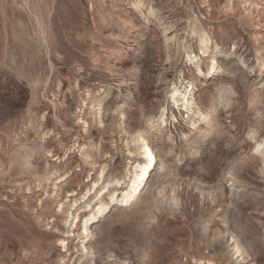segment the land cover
Returning <instances> with one entry per match:
<instances>
[{
  "label": "rangeland",
  "instance_id": "obj_1",
  "mask_svg": "<svg viewBox=\"0 0 264 264\" xmlns=\"http://www.w3.org/2000/svg\"><path fill=\"white\" fill-rule=\"evenodd\" d=\"M263 130L264 0H0V264H264Z\"/></svg>",
  "mask_w": 264,
  "mask_h": 264
},
{
  "label": "bare ground",
  "instance_id": "obj_2",
  "mask_svg": "<svg viewBox=\"0 0 264 264\" xmlns=\"http://www.w3.org/2000/svg\"><path fill=\"white\" fill-rule=\"evenodd\" d=\"M247 3V2H246ZM246 5V4H245ZM158 11V10H157ZM156 11V12H157ZM157 14V13H156ZM160 15V14H159ZM160 18V17H159ZM196 18V17H195ZM165 30V29H164ZM192 31L196 34L199 35L200 37V40L201 42L207 47L208 45V42L210 41V37L208 36V34L206 33V29L205 27L203 26L202 22L200 19H194L193 20V24H192ZM191 32V33H193ZM192 56V55H191ZM191 56L189 57V59L191 58ZM187 90V89H186ZM172 99L179 103L180 101L185 105L186 108H188L189 110H193V104L192 102L190 101V97L188 96V92L185 91V93H178V89L173 91L172 95H171ZM183 105V106H184ZM163 114V113H162ZM201 118L203 120L207 119V117H209L210 115V112L208 110L206 111H201L199 112ZM165 115V114H164ZM147 120V119H146ZM150 121V120H148ZM197 122V120H193L192 123L195 125ZM166 123V119L163 118L161 119V121L159 122V124H164ZM264 131V130H263ZM261 133V132H260ZM264 136V135H263ZM262 136V137H263ZM260 137V136H259ZM140 147L143 149V154L149 158L150 160V163H152V160L154 158V154H153V151L149 145V143L143 139L141 140V144H140ZM251 149V148H250ZM252 149H254L256 151V153L254 154L255 157L261 159L262 162V167L261 168V173H264V137L260 140L257 141V143L253 144L252 145ZM250 152V151H249ZM257 153L259 155H257ZM252 154V153H251ZM250 154V155H251ZM142 164H138L136 167H135V170H136V177L133 179L132 181V184H131V187H129V189L125 190V189H122L120 192L118 189H115V190H110V200L113 201V200H121V201H130V199H132L135 195H136V192L138 191V188L141 184V179L142 177L145 175V172H146V168L145 167H141L140 168V173L137 171V167L138 166H141ZM242 168V167H241ZM241 170V169H240ZM119 183V181H117ZM99 203V206L97 207L96 211L93 212V214L91 215L90 218L86 219L84 222H83V228L85 229L84 231H88L89 230V224L92 222V219H96L98 216H100L109 206V203L110 201H104L103 198L100 197V201L98 202ZM94 221V220H93ZM212 230V229H211ZM205 232V231H204ZM206 233H208V231L206 230ZM205 234V233H204ZM206 235V234H205ZM236 236V235H235ZM219 237V236H218ZM217 238V237H216ZM213 239V238H212ZM219 239V238H218ZM206 245V244H205ZM208 245V244H207ZM209 245H210V242H209ZM87 246V245H86ZM85 246V248H86ZM238 246V245H236ZM236 246H235V249H236ZM237 249H239V247H237ZM238 251V250H237ZM240 251V250H239ZM198 254V253H197ZM207 256V255H206ZM198 257V256H197ZM208 257V256H207Z\"/></svg>",
  "mask_w": 264,
  "mask_h": 264
}]
</instances>
